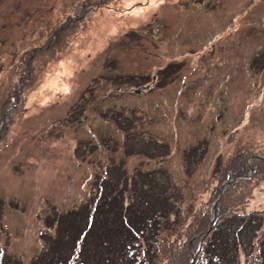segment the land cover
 Wrapping results in <instances>:
<instances>
[{"label": "rangeland", "instance_id": "1", "mask_svg": "<svg viewBox=\"0 0 264 264\" xmlns=\"http://www.w3.org/2000/svg\"><path fill=\"white\" fill-rule=\"evenodd\" d=\"M4 107L0 243L14 257L45 252L47 213L152 179L172 212L144 264H222L210 231L233 210L260 219L238 254L262 264L264 0H0Z\"/></svg>", "mask_w": 264, "mask_h": 264}, {"label": "trees", "instance_id": "2", "mask_svg": "<svg viewBox=\"0 0 264 264\" xmlns=\"http://www.w3.org/2000/svg\"><path fill=\"white\" fill-rule=\"evenodd\" d=\"M6 111L4 107L3 115L0 117L3 122L7 117ZM108 171L111 173L110 167ZM141 173L147 180L151 178L148 173ZM107 183L114 184L112 180H104V184ZM99 186L103 188L101 183ZM162 199V194L157 191L150 179L143 185L140 183L131 185L126 194L121 187L114 191L110 190L109 193H104L100 200H92L85 208L79 206L77 209H69L57 215L47 213L45 224L48 228L55 225V234L44 229V234L52 236L45 247V252L25 263L11 255L0 243V264H138L135 263L137 261L135 242L145 244L142 258H138L139 262L147 257L155 230H159L153 225L154 222H162L164 215L168 214L166 217H169L172 212L169 203L173 200L166 201V206L161 207L159 202ZM102 201V214L105 219L96 222L94 219ZM136 213H143L142 220L138 222L142 225H134ZM221 214L224 217L210 231L212 239L206 251L209 253L210 263H215L217 261L213 260L215 258L222 264H241L238 248L244 243L243 236L247 235L245 244L254 245V238L261 227L260 219L256 221L251 218L252 215L234 210L231 214L227 212ZM197 227L201 231L197 233L204 236L208 227L202 223L197 224ZM259 244L258 254L264 264V238L258 241ZM201 246L206 249L204 243ZM165 252L170 253V249H165ZM139 264H144L143 260Z\"/></svg>", "mask_w": 264, "mask_h": 264}, {"label": "water", "instance_id": "3", "mask_svg": "<svg viewBox=\"0 0 264 264\" xmlns=\"http://www.w3.org/2000/svg\"><path fill=\"white\" fill-rule=\"evenodd\" d=\"M148 86H149V85H147L146 87H148ZM142 88H143V86H139L138 88H134L133 90L138 92V91H140Z\"/></svg>", "mask_w": 264, "mask_h": 264}]
</instances>
